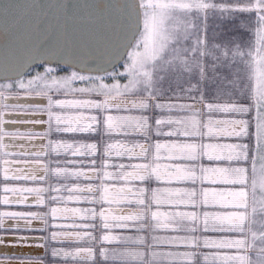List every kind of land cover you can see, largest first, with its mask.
I'll return each mask as SVG.
<instances>
[{"label":"snow or ice","instance_id":"snow-or-ice-1","mask_svg":"<svg viewBox=\"0 0 264 264\" xmlns=\"http://www.w3.org/2000/svg\"><path fill=\"white\" fill-rule=\"evenodd\" d=\"M109 7L0 82V264H264V0Z\"/></svg>","mask_w":264,"mask_h":264},{"label":"water","instance_id":"water-1","mask_svg":"<svg viewBox=\"0 0 264 264\" xmlns=\"http://www.w3.org/2000/svg\"><path fill=\"white\" fill-rule=\"evenodd\" d=\"M122 2L0 0V82L14 75L12 69L26 67L25 61L31 63L41 49L85 63L98 60L102 50L115 47L113 27L120 9L109 5Z\"/></svg>","mask_w":264,"mask_h":264},{"label":"crops","instance_id":"crops-1","mask_svg":"<svg viewBox=\"0 0 264 264\" xmlns=\"http://www.w3.org/2000/svg\"><path fill=\"white\" fill-rule=\"evenodd\" d=\"M176 163L183 165V166H187V167H195L196 166L195 164L190 163L188 161H177ZM180 187H187V188L191 189L192 185H181ZM197 191H198V188H197ZM35 235H40V234L36 233ZM26 250L29 251V249L24 248V251H26ZM30 250H33V252L39 251V249H30Z\"/></svg>","mask_w":264,"mask_h":264},{"label":"rangeland","instance_id":"rangeland-1","mask_svg":"<svg viewBox=\"0 0 264 264\" xmlns=\"http://www.w3.org/2000/svg\"><path fill=\"white\" fill-rule=\"evenodd\" d=\"M38 67L39 66L33 68V71H37V70L42 71V68H38ZM5 251H7V252H29V251H32L33 252V250H30V249H29V251H27V250L24 251V249L22 250V249H11V248L6 249Z\"/></svg>","mask_w":264,"mask_h":264},{"label":"trees","instance_id":"trees-1","mask_svg":"<svg viewBox=\"0 0 264 264\" xmlns=\"http://www.w3.org/2000/svg\"><path fill=\"white\" fill-rule=\"evenodd\" d=\"M38 68H40V66Z\"/></svg>","mask_w":264,"mask_h":264}]
</instances>
